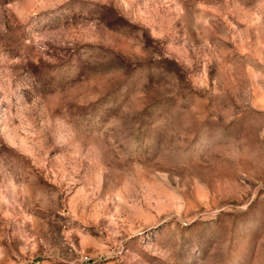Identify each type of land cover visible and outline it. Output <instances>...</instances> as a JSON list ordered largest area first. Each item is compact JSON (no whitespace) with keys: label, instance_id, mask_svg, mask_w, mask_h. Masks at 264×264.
<instances>
[{"label":"rangeland","instance_id":"obj_1","mask_svg":"<svg viewBox=\"0 0 264 264\" xmlns=\"http://www.w3.org/2000/svg\"><path fill=\"white\" fill-rule=\"evenodd\" d=\"M0 264H264V0H0Z\"/></svg>","mask_w":264,"mask_h":264}]
</instances>
